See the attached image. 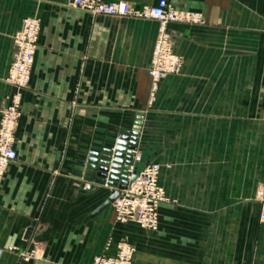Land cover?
Listing matches in <instances>:
<instances>
[{"label":"crops","instance_id":"1","mask_svg":"<svg viewBox=\"0 0 264 264\" xmlns=\"http://www.w3.org/2000/svg\"><path fill=\"white\" fill-rule=\"evenodd\" d=\"M70 1L0 0V110L13 91V37L23 19L41 22L17 159L0 186V264H92L119 241L133 246L132 264H264V0H166L205 23L166 26L182 68L151 103L159 23L93 16ZM138 113L131 170L160 166L156 231L116 222L112 206L92 217L112 188L74 169L95 141L131 131Z\"/></svg>","mask_w":264,"mask_h":264},{"label":"built area","instance_id":"2","mask_svg":"<svg viewBox=\"0 0 264 264\" xmlns=\"http://www.w3.org/2000/svg\"><path fill=\"white\" fill-rule=\"evenodd\" d=\"M69 5L93 16L128 17L155 20L159 23V34L155 41L147 75L150 79L149 101L156 99L159 84L182 68V61L174 51L172 38L166 26L171 23L200 25L204 23L199 12L182 11L174 8L166 0L156 5L136 8L126 2H104L103 0H71ZM41 31L38 18L22 20L20 29L13 37L14 60L11 63L6 81L13 88L7 103L0 110V186L8 166L17 159L14 148L15 135L21 116L23 91L31 82L32 68ZM140 156H134L139 161ZM160 166L147 164L136 173L135 180L121 192L112 203L114 219L118 223H134L148 231L159 227V208L166 201L163 188L158 183ZM258 222L264 224V182L257 191ZM134 248L126 241L116 244V253L109 257L96 256L92 264H132Z\"/></svg>","mask_w":264,"mask_h":264},{"label":"water","instance_id":"3","mask_svg":"<svg viewBox=\"0 0 264 264\" xmlns=\"http://www.w3.org/2000/svg\"><path fill=\"white\" fill-rule=\"evenodd\" d=\"M142 117V113L137 114L131 131L116 137H107L104 143L97 140L91 152H85L88 156L78 157L74 169L83 173L77 174L78 177L87 182H95L112 188L108 198L95 210L92 217L110 207L121 192L135 180L137 170L136 168L131 170V167L134 166L133 152L136 151V140L139 136ZM96 164L99 167L95 166ZM97 190L98 188L93 189L87 186L85 191L93 193Z\"/></svg>","mask_w":264,"mask_h":264},{"label":"rangeland","instance_id":"4","mask_svg":"<svg viewBox=\"0 0 264 264\" xmlns=\"http://www.w3.org/2000/svg\"><path fill=\"white\" fill-rule=\"evenodd\" d=\"M183 11V10H182ZM184 11H188V10H184ZM192 12H198V11H192ZM199 13H201V12H199ZM202 14V13H201ZM203 15V14H202ZM203 18H204V15H203ZM204 23H205V19H204ZM203 23V24H204ZM203 24H200V25H203ZM181 59V58H180Z\"/></svg>","mask_w":264,"mask_h":264}]
</instances>
